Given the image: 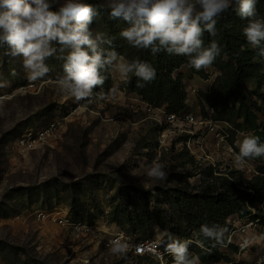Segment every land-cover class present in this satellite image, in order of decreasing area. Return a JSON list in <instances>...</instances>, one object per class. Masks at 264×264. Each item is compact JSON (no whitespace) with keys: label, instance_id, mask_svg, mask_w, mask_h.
Returning <instances> with one entry per match:
<instances>
[{"label":"rangeland","instance_id":"rangeland-1","mask_svg":"<svg viewBox=\"0 0 264 264\" xmlns=\"http://www.w3.org/2000/svg\"><path fill=\"white\" fill-rule=\"evenodd\" d=\"M89 1L106 11L90 26L96 40L97 33L104 34L108 25L119 20L110 17L106 0H84ZM102 40L99 47L106 50ZM54 47L57 51L45 61L52 79L35 82L27 80L22 57L9 55L7 45L0 48V264H167L136 257L127 249L123 254L111 252L109 242L122 235L128 240L145 238L163 245V238L167 242V232L157 226L145 234L128 232L117 224L121 215L138 213L145 196L151 211H169L160 192L164 188H199L202 172L208 167L220 175L244 167L226 145L217 146L220 138L210 134L206 125L167 124L165 110L146 109L143 99L126 90L124 78L115 69L109 71V66L101 69L106 79L93 88L91 102H77L55 82L56 76L63 75L59 57L67 50L61 53ZM205 70L207 80L190 66L177 72L184 76L186 112L208 116L199 121L215 115L210 102L218 100L214 94L222 74L213 66ZM256 91L253 84L246 85L250 100L264 107V99ZM101 92L105 97L98 99ZM230 105H234L233 99ZM55 120L65 123L59 137L34 149L21 145L27 130ZM249 134L253 135L235 134L229 144L233 142L239 149L238 142ZM153 162L164 165V179L147 175ZM251 163L256 168L249 160L250 167ZM258 163L264 166V158ZM259 211L264 213V205L254 210ZM261 217H247L241 223L233 221L237 217L230 220L229 229L222 233L233 246L221 248L226 254L223 263L258 264L264 254ZM171 236L189 240L174 233ZM190 240L203 247L195 234Z\"/></svg>","mask_w":264,"mask_h":264},{"label":"clouds","instance_id":"clouds-1","mask_svg":"<svg viewBox=\"0 0 264 264\" xmlns=\"http://www.w3.org/2000/svg\"><path fill=\"white\" fill-rule=\"evenodd\" d=\"M259 0H106L105 7L113 19L123 20L127 27L119 35L133 48L148 50L152 55L165 52L185 56L190 67L196 70L207 68L220 54L218 43L213 40L205 47L203 35L217 34L218 18L232 8L242 19L248 21L243 35L258 56L264 58V18L257 11ZM235 5V7H233ZM99 9L84 0H0V48L8 46V54L22 57V66L29 82L48 77L50 71L45 61L54 52L66 55L63 60V75L55 82L62 92L69 93L77 102H91L93 88L102 85L106 77L101 69L117 70L125 81L132 74L138 78L137 87H144L156 78V69L139 58L126 60L114 49L102 50L98 41L103 33L92 39L91 25ZM111 43V40L108 41ZM106 53V54H105ZM115 62V63H114ZM52 79L51 77H48ZM143 81V83H139ZM103 99L105 93L97 94ZM236 161L243 166L244 158L264 156V144L259 137L244 135L238 142ZM164 165L153 162L147 175L164 179ZM206 236H216L206 225L201 226ZM167 235L162 238L165 251L173 257V264H199V257L188 259L191 240L181 241ZM111 252L123 254L128 245L116 239L109 242Z\"/></svg>","mask_w":264,"mask_h":264},{"label":"trees","instance_id":"trees-1","mask_svg":"<svg viewBox=\"0 0 264 264\" xmlns=\"http://www.w3.org/2000/svg\"><path fill=\"white\" fill-rule=\"evenodd\" d=\"M85 3L96 4L99 14L105 16V9L98 3L90 1ZM257 11L259 17L264 18V0H259ZM247 23L246 19L239 17L230 8L218 18L217 34L210 36L205 32L203 35L205 47L213 40L220 47V54L211 64L219 68L222 74L216 82L218 90L214 94L218 100L210 102L215 115L210 117L215 121L231 123L240 133L250 132L259 137V143L264 144V107L253 103L246 93V85L253 84L257 87L256 93H261L260 97L264 99V58L258 56L259 49L254 50L243 35V28ZM127 26L126 22L119 20L103 30L107 35L106 38L105 35L102 37L106 50L114 49L129 61L139 58L149 62L156 69V78L141 88L137 87L138 78L130 74L125 89L139 96L155 110L164 109L167 113L174 114L186 112L188 95L184 76L177 72L183 66H189L188 58L165 52L152 55L150 49L131 47L119 35ZM109 40L111 43H108ZM192 69L201 78L207 80L205 68L199 71ZM231 99L234 100V105H230ZM197 116L208 118L207 114ZM236 151L239 153V149ZM263 158L264 156L244 158L256 164L259 175L248 174L245 168L232 169L220 175L216 174L212 167H208L202 172L199 188L177 187L164 188L160 191L170 208L169 211H151L147 206L149 197L145 196V205H140L138 213L122 211L124 213L117 224L122 228H128V232L135 235L145 234L152 226L162 228L167 234H178L189 240L192 234H195L203 247L195 243L189 245L188 259L199 257V264H220L226 259V254L221 248L233 246L227 243L222 233L224 229H229L233 217L241 219L250 217L252 220H257L261 214L259 225L264 230V213L254 212L260 205H264V166L258 163ZM202 225L220 233L219 238L204 235L201 232ZM144 239L133 240L138 242ZM162 248H165L164 244ZM140 258H148V256ZM172 258L167 264L171 263Z\"/></svg>","mask_w":264,"mask_h":264},{"label":"built area","instance_id":"built-area-1","mask_svg":"<svg viewBox=\"0 0 264 264\" xmlns=\"http://www.w3.org/2000/svg\"><path fill=\"white\" fill-rule=\"evenodd\" d=\"M145 105H146V109L148 108L149 111L155 110L149 104L145 103ZM162 110L164 109H158L157 111L161 112ZM164 114H165V121L167 124L180 123L190 126L206 125L207 131L210 134H215L220 138V141L217 142L218 147L222 145H226L231 153H233L235 156L238 155L234 151L235 149L234 144L232 142L229 144L232 136L240 133L236 131V129L233 127L232 124L226 121H215L211 119L199 121L198 119L199 117H196L194 114L190 112L174 114V113H167L165 111ZM64 129H65L64 121L55 120L43 128H35V129L27 130V132L21 137L20 143L24 148L34 149L39 144L41 145L47 143L59 137ZM245 165L249 166V160L244 159V164L242 167L246 169V172L248 174H255V175L260 174L257 167L256 168L254 167L253 163H251L252 166L251 167L249 166V169ZM233 221L234 222L240 221L241 223V218L237 217ZM231 226L233 225L231 224ZM233 227H237V225H234ZM128 238H126L125 235H122L121 237L120 236L117 237V239L121 240L122 242L123 240H125L124 242L128 245L127 250H131V252L136 257L148 256L155 259V261L159 263H168V260L172 257L165 251V248H162V245L156 240L144 239L138 242H134L132 238H130L131 240L130 239L128 240ZM227 243L230 244L231 241H227ZM263 260H264V254L259 258L258 264H260ZM220 264H227V263L222 262ZM229 264H235V263H229Z\"/></svg>","mask_w":264,"mask_h":264}]
</instances>
